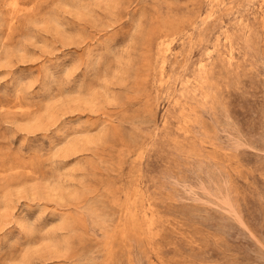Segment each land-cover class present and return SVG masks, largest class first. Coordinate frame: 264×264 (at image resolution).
Segmentation results:
<instances>
[{"label":"rangeland","instance_id":"374dc122","mask_svg":"<svg viewBox=\"0 0 264 264\" xmlns=\"http://www.w3.org/2000/svg\"><path fill=\"white\" fill-rule=\"evenodd\" d=\"M0 264H264V0H0Z\"/></svg>","mask_w":264,"mask_h":264}]
</instances>
